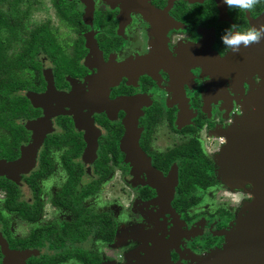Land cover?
Masks as SVG:
<instances>
[{
	"label": "flooded vegetation",
	"instance_id": "flooded-vegetation-1",
	"mask_svg": "<svg viewBox=\"0 0 264 264\" xmlns=\"http://www.w3.org/2000/svg\"><path fill=\"white\" fill-rule=\"evenodd\" d=\"M33 6L38 23L26 47L12 54L5 38L18 37ZM8 8V0H0V11ZM10 9L13 23L0 26L1 52L8 75L20 77L4 82L24 85L14 92L30 106L20 119H40L43 135L32 167L16 179L0 173V264H84L77 250L107 264L104 251L92 247L120 245L106 200L112 188V197L126 199V217L138 207L135 220L145 225L141 235L122 237L145 244L149 232L169 241V258L183 264L221 246L242 193L236 189L234 203L228 202L231 193L216 172V132L243 113L240 102L258 78L210 60L232 53L221 39L227 29L264 24V0L251 11L229 9L223 0H14ZM24 91L41 94L42 104L32 105ZM17 120L22 137L16 145L13 131L0 126L10 137L0 136V161L17 159L32 141L31 128ZM85 129L95 147L87 166L81 161ZM128 141L147 157L149 170L130 158ZM79 144L67 159L68 175L62 156ZM211 196L215 201L208 202ZM184 198L195 202L177 209L174 201ZM25 207L33 219L23 216ZM102 213L115 223L109 242L81 221Z\"/></svg>",
	"mask_w": 264,
	"mask_h": 264
},
{
	"label": "water",
	"instance_id": "water-1",
	"mask_svg": "<svg viewBox=\"0 0 264 264\" xmlns=\"http://www.w3.org/2000/svg\"><path fill=\"white\" fill-rule=\"evenodd\" d=\"M240 51L244 53L242 59L232 52L226 58L210 60L221 68L231 65L235 75L248 73L258 78L240 102L243 113L221 131L226 142L217 155L216 172L230 186L248 184L253 197L225 231L222 248L211 250L207 258L201 256L195 264H264V38L249 47L241 45ZM127 128L128 137L131 131L128 123ZM41 138L35 135L33 142ZM127 145L126 152L132 160L144 157L148 163L137 145L129 141ZM148 167H151L149 163ZM146 233L149 244L132 253L133 264H178L169 258L166 248L169 241Z\"/></svg>",
	"mask_w": 264,
	"mask_h": 264
},
{
	"label": "rangeland",
	"instance_id": "rangeland-1",
	"mask_svg": "<svg viewBox=\"0 0 264 264\" xmlns=\"http://www.w3.org/2000/svg\"><path fill=\"white\" fill-rule=\"evenodd\" d=\"M24 7V5H22V8ZM27 18V17H25ZM24 23H21V27L18 30L19 34L18 37H12V38H5V48H9V51L12 52V54H15L16 52H19L20 50H23L26 45H27V41H28V33L32 28H35L37 22V16H36V6H33V11L30 12V19H24L23 21ZM1 35L4 36V32H1ZM15 52V53H14ZM9 70H1L0 71V82L6 81V79L8 77H13L15 79L19 78V74L17 76L13 75V76H9L8 75ZM20 75L22 76H26L27 72H20ZM29 75V73H28ZM15 76V77H14ZM17 77V78H16ZM25 92V96L29 99V101L32 103V105H37L38 103H40V105L42 104L41 99H36V97L33 98V96H41V94L39 93H33L30 91H24ZM32 97V98H31ZM243 112V110H242ZM238 117V116H237ZM19 123L22 121V123L31 128L33 134L31 135L32 137V141L29 142L26 145H22L21 150H20V155L17 159L13 160V161H0V173L2 174H6L8 176H11L12 178L18 177L19 174L21 173H25L27 171L28 168L32 167L33 163H34V158H35V153H36V149H37V143L33 142V138H35V135H39L40 137H42L43 132H40L37 128H39L40 124H41V120L37 119L35 121H29V120H17ZM36 130V131H35ZM87 133L88 131L85 129L84 130V138L86 141V148H84L82 154H81V161L84 165H88L89 164V157L91 156V158L94 156V148L95 147H91L90 146V142L87 139ZM4 135L7 137V139L9 140L10 137L8 134H6V132L4 133L2 130H0V136ZM40 140V139H39ZM89 142V143H88ZM137 163V165L139 164V166L142 167V169H148V163L146 161V159L143 157V159H138L135 161ZM140 168L138 166H135L133 164L132 169L135 171V169ZM118 175H114L112 177V179H117ZM110 179V180H112ZM109 180V181H110ZM113 181V180H112ZM224 185L225 186V190H229L230 196H228V202L230 204L234 203L233 201V197L236 198V196L232 193H235V190L238 189L241 191L242 196H240V194H238L240 197L239 201L240 202H235V211H236V215L238 216L240 214L241 211L244 210L245 204L248 203L251 199H252V194L249 192L250 190V186L248 184H244V186L242 187H236V186H230L228 185L225 181H224ZM111 193H109L108 191H105L107 196H106V200L108 201V203H112V205L110 204V206L112 207V211H113V215L115 217V221L116 224L119 228V232H120V245L117 246L118 244V240H116V242L114 243V245H108V246H102V247H92L95 249H99L101 250V252L104 251L105 254V258H103V263H107V264H133L134 263V259L132 257V253L133 252H140V249L142 248V246L147 245V242L145 241V244H143L142 240L138 239H126L125 236H121V234H125L127 231L128 232H135V234H131L134 236H139L141 235L142 232V228H145L143 219H140V221L135 220L137 214L140 212L138 211V207H132V214H127L126 217V211L128 210V208H126V199H122V200H118L115 197H112L113 194V188L109 189ZM104 193V192H103ZM109 194V195H108ZM120 195V194H119ZM118 195V197H119ZM225 195V194H224ZM223 197V194L221 195V198ZM225 197V196H224ZM111 199H113L114 201L112 202ZM226 199V197H225ZM208 202H213L215 201V198L213 196L209 197L207 199ZM234 205V204H233ZM170 212V211H169ZM129 216V217H128ZM143 216V214H142ZM173 217V215H171ZM143 218V217H142ZM235 220V219H234ZM235 222V221H234ZM234 222L232 224H234ZM231 224V226H232ZM230 226V227H231ZM229 230V228L227 229V231ZM226 231V230H225ZM222 231V235H223V239H225V235L227 232ZM134 236H131V238H136ZM122 237V238H121ZM131 241V242H128ZM128 242V243H125ZM140 243V244H139ZM224 243V240H223ZM222 243V245H223ZM138 245V247H137ZM222 245L216 248H212L209 251L204 253V257L207 258L208 257V253L213 250V249H219L222 248ZM137 248H136V247ZM103 248V249H102ZM122 254V257L117 258L116 254ZM202 255H195L192 256V258H189V262L191 264H195L197 259H199ZM203 257V256H202ZM203 257V258H204ZM116 259H118L116 261ZM107 260V261H106ZM176 262L178 264H183L181 262L178 261H173Z\"/></svg>",
	"mask_w": 264,
	"mask_h": 264
},
{
	"label": "trees",
	"instance_id": "trees-1",
	"mask_svg": "<svg viewBox=\"0 0 264 264\" xmlns=\"http://www.w3.org/2000/svg\"><path fill=\"white\" fill-rule=\"evenodd\" d=\"M14 0H8L9 7L13 5ZM8 8V12L4 13L0 11V26L10 27L13 22L12 11ZM1 42H0V70H5L9 67L8 62H6L3 53L1 52ZM18 62L21 63V58L18 59ZM24 87L23 84L15 83L12 81L8 82H0V126L4 128L10 129L13 136V144L16 145L19 139L22 137L21 135V126L16 122L17 119L25 117L29 111L30 106L28 105L27 100L22 95L14 94V92L18 89ZM58 143L59 140H54L51 138L50 143ZM80 144L77 148L71 152H67L62 156L63 166L66 169L68 175H70L72 165L67 162V159L70 156L77 155L80 150ZM73 175H78V172ZM106 175V170L101 174V176ZM195 199L193 198H184L178 199L174 201V205L177 209H183L186 206L194 203ZM22 214L24 217L28 219H33L35 217L34 214H30L27 212V208L22 210ZM83 224L89 226L90 229L94 231V234L101 237L106 241H111L113 238V233L115 229V223L111 217L110 213H102V214H94L89 218L81 219ZM76 257L83 261L84 264H96L99 259L98 255L94 252H85L81 250L76 251Z\"/></svg>",
	"mask_w": 264,
	"mask_h": 264
},
{
	"label": "clouds",
	"instance_id": "clouds-1",
	"mask_svg": "<svg viewBox=\"0 0 264 264\" xmlns=\"http://www.w3.org/2000/svg\"><path fill=\"white\" fill-rule=\"evenodd\" d=\"M260 0H223L229 9H240L251 11ZM264 38V24L259 27L253 26L244 32L234 31L233 26L225 31L221 39L226 48L233 53L240 52L241 45L249 47L252 44H258Z\"/></svg>",
	"mask_w": 264,
	"mask_h": 264
},
{
	"label": "crops",
	"instance_id": "crops-1",
	"mask_svg": "<svg viewBox=\"0 0 264 264\" xmlns=\"http://www.w3.org/2000/svg\"><path fill=\"white\" fill-rule=\"evenodd\" d=\"M246 95H247V94H246ZM246 95H245V96H246ZM127 130H128V128H127ZM216 133H217V135H219V136L221 137V138H220V142H221L220 144H221V145H220V147H219V149H218V152H217V154H218L219 151H220V149H221V148L223 147V145L225 144L226 139H225V137L222 135L221 132H220V133H219V132H216ZM216 162H217V156L215 157V163H216ZM216 167H217V166H216ZM218 178H219L222 182H224L220 177H218ZM237 217H238V216L236 215L235 220L237 219ZM235 220H234V221H235Z\"/></svg>",
	"mask_w": 264,
	"mask_h": 264
}]
</instances>
